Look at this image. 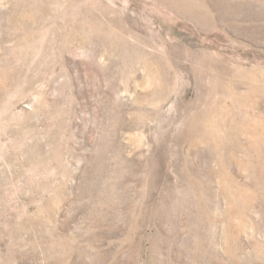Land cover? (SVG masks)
Returning <instances> with one entry per match:
<instances>
[{
  "label": "rangeland",
  "instance_id": "374dc122",
  "mask_svg": "<svg viewBox=\"0 0 264 264\" xmlns=\"http://www.w3.org/2000/svg\"><path fill=\"white\" fill-rule=\"evenodd\" d=\"M0 264H264V0H0Z\"/></svg>",
  "mask_w": 264,
  "mask_h": 264
}]
</instances>
